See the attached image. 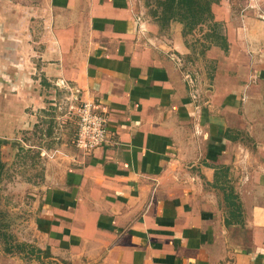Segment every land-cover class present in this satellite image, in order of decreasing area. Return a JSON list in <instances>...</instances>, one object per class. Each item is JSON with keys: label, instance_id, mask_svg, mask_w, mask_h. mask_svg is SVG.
Instances as JSON below:
<instances>
[{"label": "crops", "instance_id": "crops-1", "mask_svg": "<svg viewBox=\"0 0 264 264\" xmlns=\"http://www.w3.org/2000/svg\"><path fill=\"white\" fill-rule=\"evenodd\" d=\"M261 1L217 0L186 29L144 0H0L6 147L57 87L109 121L24 207L40 264H264Z\"/></svg>", "mask_w": 264, "mask_h": 264}, {"label": "rangeland", "instance_id": "rangeland-1", "mask_svg": "<svg viewBox=\"0 0 264 264\" xmlns=\"http://www.w3.org/2000/svg\"><path fill=\"white\" fill-rule=\"evenodd\" d=\"M144 1L151 11L155 7L162 10L164 5V0ZM257 3L264 8V0ZM70 95L65 89L55 88L51 93L53 103L41 112L31 129L20 134L26 140L8 148L7 143L0 144V264H40L35 249H28L23 240L24 207L30 204L45 166L79 149L75 144L78 117Z\"/></svg>", "mask_w": 264, "mask_h": 264}, {"label": "built area", "instance_id": "built-area-1", "mask_svg": "<svg viewBox=\"0 0 264 264\" xmlns=\"http://www.w3.org/2000/svg\"><path fill=\"white\" fill-rule=\"evenodd\" d=\"M56 85L72 89L63 78L58 79ZM71 95L72 108L78 117L75 144L80 150L93 151L107 141L108 117L94 102L78 100L74 93Z\"/></svg>", "mask_w": 264, "mask_h": 264}, {"label": "trees", "instance_id": "trees-1", "mask_svg": "<svg viewBox=\"0 0 264 264\" xmlns=\"http://www.w3.org/2000/svg\"><path fill=\"white\" fill-rule=\"evenodd\" d=\"M216 1L217 0H164L163 8L167 12L171 11L174 18L183 22L186 29H190L197 25L211 23L214 17L212 15L211 5ZM1 142L2 140L0 139V144Z\"/></svg>", "mask_w": 264, "mask_h": 264}]
</instances>
